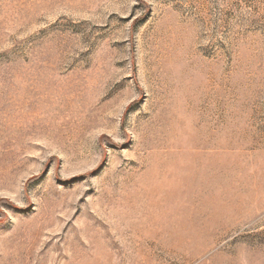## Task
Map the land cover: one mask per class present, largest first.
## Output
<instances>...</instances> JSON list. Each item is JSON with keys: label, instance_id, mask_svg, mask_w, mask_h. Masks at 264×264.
<instances>
[{"label": "rangeland", "instance_id": "rangeland-1", "mask_svg": "<svg viewBox=\"0 0 264 264\" xmlns=\"http://www.w3.org/2000/svg\"><path fill=\"white\" fill-rule=\"evenodd\" d=\"M0 264H264V0H0Z\"/></svg>", "mask_w": 264, "mask_h": 264}]
</instances>
